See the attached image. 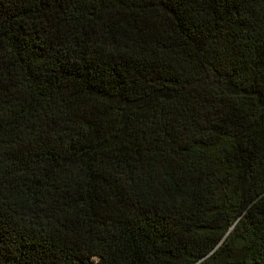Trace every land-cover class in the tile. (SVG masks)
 <instances>
[{"label":"trees","instance_id":"1","mask_svg":"<svg viewBox=\"0 0 264 264\" xmlns=\"http://www.w3.org/2000/svg\"><path fill=\"white\" fill-rule=\"evenodd\" d=\"M0 264H264V0H0Z\"/></svg>","mask_w":264,"mask_h":264}]
</instances>
